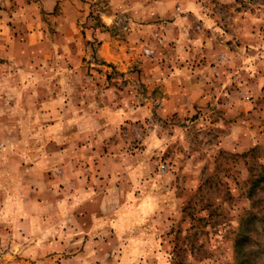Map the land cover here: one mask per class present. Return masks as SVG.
<instances>
[{
	"label": "rangeland",
	"instance_id": "374dc122",
	"mask_svg": "<svg viewBox=\"0 0 264 264\" xmlns=\"http://www.w3.org/2000/svg\"><path fill=\"white\" fill-rule=\"evenodd\" d=\"M64 1L0 0V66L67 64L58 44L70 10ZM74 2L81 19L100 26L108 0ZM173 7L177 17H195L184 34L191 52L209 40L208 50L217 54L213 64L224 66L223 73L209 83L211 100L169 116L158 98H144L150 91L135 77L134 105H149V116L122 125L97 150L72 151L73 161L91 160L93 173L102 174L100 193L113 184L120 191L114 204L98 199V205L119 202L115 217L123 220L114 230L124 247L97 264H264V0H177ZM199 16L213 28L204 31ZM118 24L122 34L127 31L128 19ZM37 30L48 41L29 46L28 33ZM13 44L17 59L7 50ZM235 66L248 67L240 74ZM113 79L119 89L133 81L123 74ZM2 137L15 140L9 133ZM51 157L63 159L57 148ZM256 178L263 181L253 187Z\"/></svg>",
	"mask_w": 264,
	"mask_h": 264
},
{
	"label": "crops",
	"instance_id": "0c3cea01",
	"mask_svg": "<svg viewBox=\"0 0 264 264\" xmlns=\"http://www.w3.org/2000/svg\"><path fill=\"white\" fill-rule=\"evenodd\" d=\"M74 1H64L70 14L58 32L65 66H0L9 72L0 75V134L15 136L14 142L0 138V247L8 249L0 251V264H97L114 257L113 248L124 247L114 230L123 220L115 217L119 202L102 208L98 199L113 203L120 191L113 184L108 195L100 193L102 174L93 173L91 160L73 161L72 151L97 150L122 125L149 116V105H134L135 77L150 91L144 98H158L169 116L211 100L209 83L223 73L224 66L213 64L209 40L191 52L184 34L192 15L177 17V0H108L100 26L81 19ZM193 12L200 13L197 6ZM199 18L204 31L213 28ZM120 19L129 22L123 34ZM43 34L28 33L29 46L48 41ZM145 48L155 55L145 56ZM7 50L18 58L14 44ZM247 67L235 66L240 74ZM118 74L133 81L119 89ZM85 135L97 139L88 143ZM56 148L63 159H52Z\"/></svg>",
	"mask_w": 264,
	"mask_h": 264
},
{
	"label": "built area",
	"instance_id": "2783aa9c",
	"mask_svg": "<svg viewBox=\"0 0 264 264\" xmlns=\"http://www.w3.org/2000/svg\"><path fill=\"white\" fill-rule=\"evenodd\" d=\"M156 42L159 44V45H162L164 43V40L160 37V35L156 36ZM156 53V50L154 48H145L144 50V55L147 56V57H152L154 56ZM0 150H1V145H0ZM163 171L166 169L165 166H162Z\"/></svg>",
	"mask_w": 264,
	"mask_h": 264
},
{
	"label": "trees",
	"instance_id": "16d2710c",
	"mask_svg": "<svg viewBox=\"0 0 264 264\" xmlns=\"http://www.w3.org/2000/svg\"><path fill=\"white\" fill-rule=\"evenodd\" d=\"M263 181V178H256L255 180H253V187H256L258 184H260Z\"/></svg>",
	"mask_w": 264,
	"mask_h": 264
}]
</instances>
